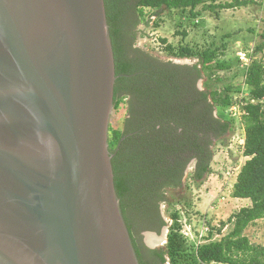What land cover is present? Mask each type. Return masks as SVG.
<instances>
[{
    "label": "water",
    "instance_id": "95a60500",
    "mask_svg": "<svg viewBox=\"0 0 264 264\" xmlns=\"http://www.w3.org/2000/svg\"><path fill=\"white\" fill-rule=\"evenodd\" d=\"M116 80L105 0H0V264H140L109 150Z\"/></svg>",
    "mask_w": 264,
    "mask_h": 264
},
{
    "label": "trees",
    "instance_id": "16d2710c",
    "mask_svg": "<svg viewBox=\"0 0 264 264\" xmlns=\"http://www.w3.org/2000/svg\"><path fill=\"white\" fill-rule=\"evenodd\" d=\"M251 4L256 3L105 0L117 77L109 150L117 193L140 264H264V246L244 235L250 225L264 220V33L257 35L250 30L260 41L248 55L251 64L242 67L244 79L238 85L219 75L235 65H245L240 59L237 63L226 59L225 41L213 49L195 50L188 45L174 47L161 39L168 55L197 59L199 63L192 67L161 62L135 47L137 27L148 13L177 11L195 26L204 13L238 10ZM176 35L183 40L188 37L185 31ZM232 37L227 34L223 39ZM258 55H262L259 60ZM203 79L200 89L198 83ZM115 118L123 122L121 128ZM237 130L244 134L241 149L247 161L237 175L231 197L249 200L251 205L220 226L207 222V234L201 236L200 243L191 245L180 233V213L183 210L189 216L187 207L191 205L181 192L184 175L191 163L196 184L212 175L215 140L226 139ZM163 204L173 209V224L165 246L151 250L143 244L141 234L161 233L166 226L160 209ZM227 225H233V230L222 236Z\"/></svg>",
    "mask_w": 264,
    "mask_h": 264
},
{
    "label": "rangeland",
    "instance_id": "374dc122",
    "mask_svg": "<svg viewBox=\"0 0 264 264\" xmlns=\"http://www.w3.org/2000/svg\"><path fill=\"white\" fill-rule=\"evenodd\" d=\"M218 1L224 2V0ZM253 1L256 4H251L246 8L218 11V18L215 16L217 13H204L200 19L195 21L197 23L195 26L187 19L186 15L181 16L177 11L163 9L155 12L156 14L148 13L145 22L137 27L135 47L148 52L153 58L161 62L192 67L199 63L197 59H179L168 55L161 39H166L174 47L188 45L195 50L213 49L216 46H221L225 41L228 45L226 59L232 60L234 63H237L238 59H240L245 62V65H235L230 72L220 73L219 75L225 81L232 82L234 85L241 84L244 77L240 74V71L242 67L251 64V59L248 55L252 53L260 41L259 37L252 34L250 30H255L257 35L264 33V0ZM207 2L210 3L211 0H207ZM184 31L188 33V37L183 40V37L176 35V33ZM227 34H232L233 37L224 40L223 37ZM261 58L262 55L257 56L258 60ZM236 74L239 76L235 78ZM203 83L204 79L199 81L198 86L200 89H202ZM120 119L122 118L120 117ZM115 123L120 128L123 124L121 120L118 121L116 118ZM243 135L241 130H237L227 134L226 139L215 140L212 148L214 151L212 161L213 174L205 177L199 185L192 180L194 163L189 165L184 175V187L181 192H183V197L190 200L191 205L187 207L189 216H186L183 210L180 213V233L191 245L200 243L201 236L207 234V222H211L214 226H220L221 222H227L241 208L251 205L249 200H235L231 197L237 175L247 161L241 149V146L244 144ZM177 192L174 191V193ZM160 209L166 222L165 227L171 226L173 221L170 215L173 213V209L166 204H163ZM179 209L181 210V208ZM232 230L233 225H227L222 236H225ZM146 233L148 232L141 234L144 240V234ZM152 234L156 236L155 233ZM244 235L252 243L264 246V220L250 225L244 231ZM149 244H152L151 240ZM162 245L163 243L154 246L153 250L162 249L165 246Z\"/></svg>",
    "mask_w": 264,
    "mask_h": 264
},
{
    "label": "clouds",
    "instance_id": "9594fccd",
    "mask_svg": "<svg viewBox=\"0 0 264 264\" xmlns=\"http://www.w3.org/2000/svg\"><path fill=\"white\" fill-rule=\"evenodd\" d=\"M234 110V109H233ZM113 114H114V111H113ZM113 114H112V117H113ZM112 117H111V121H112ZM110 125H111V123H110ZM110 129V128H109ZM166 228V229H165ZM165 228H163L162 229V231H161V233L160 234H156V236H157V238H156V240L157 241H159L160 239H162V238H164V240L163 241H161V242H157V243H155L154 242V240H152V244L150 245L149 243H147L148 245H149V248L151 249V250H153V247L154 246H156V245H160V243H163V245L162 246H164L165 244H166V242H167V234H168V231H169V227L167 226V227H165ZM165 229V230H164ZM165 232H167L166 234H165ZM152 233H154V232H148V233H146V234H149V235H154V234H152ZM146 234H144V237H145V240H146ZM155 236V237H156ZM154 237V238H155ZM147 241V240H146ZM165 241V242H164ZM165 243V244H164ZM152 247V248H151Z\"/></svg>",
    "mask_w": 264,
    "mask_h": 264
},
{
    "label": "flooded vegetation",
    "instance_id": "af4514ba",
    "mask_svg": "<svg viewBox=\"0 0 264 264\" xmlns=\"http://www.w3.org/2000/svg\"><path fill=\"white\" fill-rule=\"evenodd\" d=\"M143 244L146 246V248L150 249L149 248V245L147 244L146 240L143 241Z\"/></svg>",
    "mask_w": 264,
    "mask_h": 264
},
{
    "label": "bare ground",
    "instance_id": "6f19581e",
    "mask_svg": "<svg viewBox=\"0 0 264 264\" xmlns=\"http://www.w3.org/2000/svg\"><path fill=\"white\" fill-rule=\"evenodd\" d=\"M151 239H148V242L150 241ZM152 241V240H151ZM151 245V244H150Z\"/></svg>",
    "mask_w": 264,
    "mask_h": 264
}]
</instances>
